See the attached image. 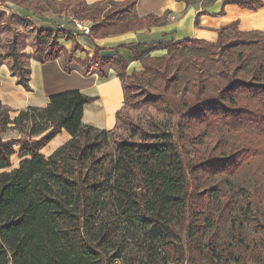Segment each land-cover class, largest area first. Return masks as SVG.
<instances>
[{
	"label": "trees",
	"instance_id": "16d2710c",
	"mask_svg": "<svg viewBox=\"0 0 264 264\" xmlns=\"http://www.w3.org/2000/svg\"><path fill=\"white\" fill-rule=\"evenodd\" d=\"M6 1L33 9L39 3L0 0V67L15 84L31 91L32 60L43 64L66 55L69 71L75 50L68 54L59 38L70 41L73 32L36 27L7 12ZM182 1L189 6L199 0ZM224 3L251 11L263 5ZM108 4L105 11L103 5L63 0L58 8L91 21L92 39L164 22L153 15L125 18L133 0ZM237 26L221 28L215 43L187 39L131 47L142 69L129 75L124 58L96 47V71L107 78L114 66L123 93L109 131L82 124L83 107L92 98L78 91L53 95L44 108L14 112L0 103V264H248L259 249L264 253V232L251 238L245 230L257 216L250 202L237 209L224 202L216 182L264 154V35ZM26 27L27 36L15 30ZM188 48L190 60L176 55ZM155 50L165 53L150 56ZM206 60L217 66L215 76L207 73ZM75 62L85 72L90 68ZM11 131L22 138L4 139ZM62 131L70 139L42 155ZM207 138L214 141L210 146ZM186 144L203 151L189 168L197 189L203 182L193 194L180 153ZM15 154L18 165L9 170ZM223 230L225 239L219 237Z\"/></svg>",
	"mask_w": 264,
	"mask_h": 264
},
{
	"label": "crops",
	"instance_id": "0c3cea01",
	"mask_svg": "<svg viewBox=\"0 0 264 264\" xmlns=\"http://www.w3.org/2000/svg\"><path fill=\"white\" fill-rule=\"evenodd\" d=\"M49 1L51 7L45 6L43 11L41 0H38V8H27L6 1L3 6L7 12H12L20 17L29 18L35 25L44 28L59 26L74 34L72 19L74 15L70 11L61 10L58 4L63 0ZM75 1V0H74ZM84 2L87 6L99 4L110 7L109 2L121 3L126 0H76ZM130 1V0H129ZM135 2L131 15L125 18H145L153 15L163 18L161 25H151L148 28L134 30L120 35L92 39L87 36L76 37V43L84 50L83 53L74 52L73 62L69 65V71L65 70L62 57L46 63L30 62V92L22 90L10 77L5 66L0 67V103L10 111H23L28 107L44 108L53 95L78 91L92 101L83 107L82 124L100 130L109 131L115 126V115L123 106V93L121 82L117 77L119 73L114 66L107 68V78H101L94 67L87 72L77 64L75 60H82L86 55L93 54L97 47L107 55L120 56L127 61L126 74L132 71H141L139 61H133L131 47L151 46L159 43L179 42L187 39L200 40L206 43H215L218 31L232 23L237 22L240 32H258L264 35V0L262 7L251 11L232 3H224L234 0H204L196 1L187 6L182 0H133ZM92 26L89 20H81ZM75 35V34H74ZM77 36V34H76ZM70 41H63L62 47L67 51L71 49ZM264 51V40L259 44ZM153 56V52L149 53ZM70 136L62 131L47 146L41 149V154L49 156L56 148L63 145ZM54 147H50V145ZM51 149V150H50Z\"/></svg>",
	"mask_w": 264,
	"mask_h": 264
},
{
	"label": "rangeland",
	"instance_id": "374dc122",
	"mask_svg": "<svg viewBox=\"0 0 264 264\" xmlns=\"http://www.w3.org/2000/svg\"><path fill=\"white\" fill-rule=\"evenodd\" d=\"M41 5L43 6V11H46L45 6L51 7L49 1L45 2L44 0H41ZM35 25V24H34ZM36 27H41L40 25H35ZM17 33H22L23 36H27L28 32L31 30L30 27H26L25 29H20V28H16L15 29ZM227 34H231V31H228ZM76 37H78V35H74L71 34L70 35V43H71V49L70 50H66L64 47V49L66 50V52L68 54L71 53L72 50H75L71 53V56L73 57V53L74 52H80L83 53L84 50L76 43ZM26 40L28 41L27 37H25ZM64 40L59 38V44L62 47V42ZM67 42V41H66ZM27 51L30 52V48L27 49ZM165 51H154L153 52V56H161L162 54H164ZM192 53V49H183L180 52H177L176 55H181L183 59H187L190 60L191 54ZM66 56V55H65ZM63 55H61L63 61H66V58ZM92 59V55L88 56L86 55V57L84 59H82L83 61H85L86 65L90 66V67H94L95 65L91 62ZM204 66L206 67L207 73L210 76H215L216 75V69L217 66L213 64V62L206 60ZM4 139L9 140V139H20L22 138L20 136V134H18L15 131H11L6 133L3 136ZM25 138V137H23ZM32 140H39V137H34L32 138ZM214 141H211V139H206L205 144L207 145H211L213 144ZM50 147H54V145H50ZM17 150V147H15ZM181 149V155L183 158V162L184 165L186 167V173H187V178H188V184H189V194H193L194 192H196L195 190H197V192H201L203 189V182H199L198 183V189L196 188V183L198 181H194L192 180V176L190 173V166L192 165H197L199 162L196 161V159H194V155H196V153H203V151H199L197 149V147L193 146V145H184V146H180ZM51 150V149H50ZM197 150V151H196ZM18 156L17 154H15L14 156H12L11 159V168L9 170L15 169L18 165ZM230 173V172H229ZM234 174H224L222 176H219L216 179L217 182V186L221 189V192L223 193V195H225V199L223 200L224 202H232L233 203V207L234 204L237 207H239L238 205H240V203L244 200H248L253 208V215H257L256 219H255V223L254 225L251 224L250 226L245 225V227H247L245 230L251 235V238H255L257 236V234L259 232H264V154L253 158L248 159L245 162H242L240 164V166L237 168V170L235 172H233ZM229 199V200H228ZM223 202V203H224ZM238 212L239 214L241 213L240 210L234 211V213ZM260 229H263L260 230ZM227 230V228H226ZM226 230H223L219 233V237L221 239H225L226 237ZM248 264H264V253L261 249H259V256L256 258L255 261L253 262H249Z\"/></svg>",
	"mask_w": 264,
	"mask_h": 264
},
{
	"label": "built area",
	"instance_id": "2783aa9c",
	"mask_svg": "<svg viewBox=\"0 0 264 264\" xmlns=\"http://www.w3.org/2000/svg\"><path fill=\"white\" fill-rule=\"evenodd\" d=\"M72 25L74 28V34L78 36H89L90 26L85 24L84 21L72 19Z\"/></svg>",
	"mask_w": 264,
	"mask_h": 264
}]
</instances>
